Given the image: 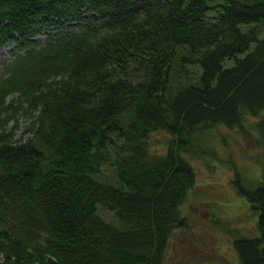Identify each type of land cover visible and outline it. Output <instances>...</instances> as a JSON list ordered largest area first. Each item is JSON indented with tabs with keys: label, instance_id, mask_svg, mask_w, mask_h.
Masks as SVG:
<instances>
[{
	"label": "trees",
	"instance_id": "16d2710c",
	"mask_svg": "<svg viewBox=\"0 0 264 264\" xmlns=\"http://www.w3.org/2000/svg\"><path fill=\"white\" fill-rule=\"evenodd\" d=\"M10 42L0 264H164L187 226L185 155L209 153L199 135L218 126L260 148L259 180L231 166L256 215L254 235L231 243L238 264H264V0H0ZM157 131L169 137L160 153Z\"/></svg>",
	"mask_w": 264,
	"mask_h": 264
},
{
	"label": "rangeland",
	"instance_id": "374dc122",
	"mask_svg": "<svg viewBox=\"0 0 264 264\" xmlns=\"http://www.w3.org/2000/svg\"><path fill=\"white\" fill-rule=\"evenodd\" d=\"M56 30L55 27L40 30L32 38L35 45L43 43ZM13 49L12 42L0 46V75L3 61L10 57ZM29 121L30 118L25 116L18 118L16 138L28 127ZM205 131L200 132L199 142L201 148L206 147L209 153L185 155L196 174L195 184L188 190L180 207L187 226L174 231L164 264H238L231 242L255 233L256 215L250 212L244 198L231 185L234 179L231 166L233 164L238 169L243 180H259L255 154L260 153V148L253 143L246 145V140L236 128L218 126ZM168 139L164 132L150 133V150L162 152ZM102 215L113 220L107 210L102 211Z\"/></svg>",
	"mask_w": 264,
	"mask_h": 264
}]
</instances>
